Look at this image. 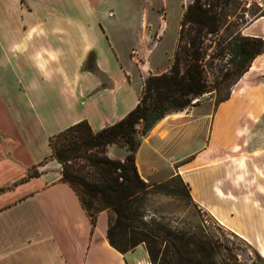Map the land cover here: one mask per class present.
Instances as JSON below:
<instances>
[{
  "label": "crops",
  "instance_id": "crops-1",
  "mask_svg": "<svg viewBox=\"0 0 264 264\" xmlns=\"http://www.w3.org/2000/svg\"><path fill=\"white\" fill-rule=\"evenodd\" d=\"M107 1L0 0V264H150L142 245L123 254L108 245V212H98L90 222L76 193L61 180L48 147L51 135L78 121L95 132L119 120L135 105L143 79L166 68L153 66L158 55L146 12L124 6L109 16ZM240 33L264 42V14ZM89 53L92 70L81 68ZM230 91L218 109L238 104L251 124L258 123L264 114V52ZM169 115L135 152L136 171L144 181H154L150 176L158 170L153 157L143 168L141 151L156 155L150 139L185 127L184 118L165 121ZM242 148L223 158L235 169L230 187L237 195L218 188L213 194L225 206L239 200L248 208L246 220L234 221L226 208L195 197L184 178L191 167L179 163L171 172L189 187L197 209L203 208L264 259V136ZM105 153L121 159L125 150L108 144Z\"/></svg>",
  "mask_w": 264,
  "mask_h": 264
},
{
  "label": "trees",
  "instance_id": "trees-1",
  "mask_svg": "<svg viewBox=\"0 0 264 264\" xmlns=\"http://www.w3.org/2000/svg\"><path fill=\"white\" fill-rule=\"evenodd\" d=\"M229 4L238 8L241 0H190L182 7L170 64L143 79L135 105L119 120L95 132L81 120L48 138L50 157L60 166L61 180L76 193L90 222L98 212H108L105 239L120 254L142 245L150 264H215L208 242L147 214V195H180L172 185L175 177L153 183L142 180L134 155L157 122L221 84L231 87L253 58L264 52L261 38L240 33V27L252 19L232 18ZM91 59L89 53L81 68L92 70ZM212 67L210 84L207 74ZM229 92L215 104L225 101ZM108 144L124 148L121 159L106 155ZM175 176L190 201L187 185ZM252 254L255 260L249 264H264L254 250Z\"/></svg>",
  "mask_w": 264,
  "mask_h": 264
},
{
  "label": "rangeland",
  "instance_id": "rangeland-1",
  "mask_svg": "<svg viewBox=\"0 0 264 264\" xmlns=\"http://www.w3.org/2000/svg\"><path fill=\"white\" fill-rule=\"evenodd\" d=\"M189 1L109 0L107 3L110 2L112 6L109 16H115L124 6L138 9L140 13L146 12L147 22L151 24L150 41L154 55H158L153 66L159 69L170 64L178 20L182 7ZM227 10L232 14V18L240 17L241 20L249 21L258 17L260 12H264V0H241L238 8L229 4ZM231 20L229 18L228 22ZM227 29L232 28L228 25ZM208 71L207 78L212 84L214 68ZM133 84L137 86L135 79ZM230 89L229 84H221L218 90L209 91L195 98L184 112L166 117L165 121L184 118L181 121H184L185 127L180 132L169 134L159 140L151 138L150 142L157 148L156 155H152L146 149L141 151L143 168L146 169L150 157H153V165L158 169L154 176H150L151 179L154 178V181L150 182L175 177L172 185L176 186L180 195L149 194L145 199V207L149 216L161 219L170 228L182 229L189 235L199 237L201 242H208L215 252V264H249L255 260L252 247L217 223L203 208L197 209L184 196L175 173L171 172L179 163L191 167L189 172L184 174V178L195 197L208 206L217 203L218 206L226 208L234 217V221L246 220L249 217L248 208L242 206L239 200L225 206L223 202L215 199L213 194L218 188L222 192L231 191L237 195L238 191L230 187L231 171L234 172L235 169L223 158L229 157L236 150L243 151L242 147L247 145V142H260L264 136V114L259 117L258 123L251 124L244 117L242 110L244 108L238 104L230 103L218 109L220 103L215 104V100ZM249 163L250 161L243 163L244 171L249 167Z\"/></svg>",
  "mask_w": 264,
  "mask_h": 264
},
{
  "label": "bare ground",
  "instance_id": "bare-ground-1",
  "mask_svg": "<svg viewBox=\"0 0 264 264\" xmlns=\"http://www.w3.org/2000/svg\"><path fill=\"white\" fill-rule=\"evenodd\" d=\"M141 164V163H140Z\"/></svg>",
  "mask_w": 264,
  "mask_h": 264
}]
</instances>
